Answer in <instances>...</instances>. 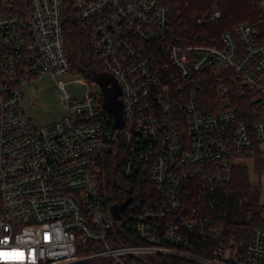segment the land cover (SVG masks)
I'll return each instance as SVG.
<instances>
[{
  "label": "built area",
  "instance_id": "built-area-1",
  "mask_svg": "<svg viewBox=\"0 0 264 264\" xmlns=\"http://www.w3.org/2000/svg\"><path fill=\"white\" fill-rule=\"evenodd\" d=\"M171 2L73 0L119 87L117 129L102 92L62 93L59 120L32 124L21 82L71 72L62 0H0V264H264V225L201 210L233 169L264 174V13L215 35L216 5L189 23ZM110 152L150 190L131 189L118 219L100 184Z\"/></svg>",
  "mask_w": 264,
  "mask_h": 264
},
{
  "label": "trees",
  "instance_id": "trees-1",
  "mask_svg": "<svg viewBox=\"0 0 264 264\" xmlns=\"http://www.w3.org/2000/svg\"><path fill=\"white\" fill-rule=\"evenodd\" d=\"M171 5L189 23L208 14L210 7L216 5L220 18L211 26L217 31V35L238 24L253 22L258 14L264 13V0H172ZM62 28L71 71L79 72L92 80L94 75L101 73V68L89 41L91 23L80 21L76 17L73 0H62ZM119 157L114 153H107L103 165L100 184L102 195L109 206L125 202L123 198L131 197V189L136 187L150 194L145 185H131L120 177L118 170L123 159ZM257 170H261V163L257 164ZM259 199V187L251 182L248 171L239 167L233 169L228 183L207 190L201 210L204 216L213 219L216 224L235 230L251 225L261 226L264 225V218L261 216L264 208L259 204ZM139 264L161 263L158 259L151 258ZM174 264L186 263L178 261Z\"/></svg>",
  "mask_w": 264,
  "mask_h": 264
},
{
  "label": "rangeland",
  "instance_id": "rangeland-1",
  "mask_svg": "<svg viewBox=\"0 0 264 264\" xmlns=\"http://www.w3.org/2000/svg\"><path fill=\"white\" fill-rule=\"evenodd\" d=\"M202 30L217 35V31L212 26ZM20 87L22 93L20 106L34 126H47L59 120L61 110L59 97L62 93L70 99H80L91 92L98 95L101 93L98 84L81 73L72 71L58 80L47 75L34 77L29 81H22ZM249 176L251 182L257 179L260 196L264 200V174L257 172ZM123 199L126 200V197Z\"/></svg>",
  "mask_w": 264,
  "mask_h": 264
},
{
  "label": "water",
  "instance_id": "water-1",
  "mask_svg": "<svg viewBox=\"0 0 264 264\" xmlns=\"http://www.w3.org/2000/svg\"><path fill=\"white\" fill-rule=\"evenodd\" d=\"M92 81L98 84L101 89L103 95V109L113 116L114 126L117 129H121L123 127L122 106L118 99L120 90L116 81L107 74L94 75ZM128 202L129 201H125L111 206V213L114 219H118L120 213L124 210Z\"/></svg>",
  "mask_w": 264,
  "mask_h": 264
}]
</instances>
